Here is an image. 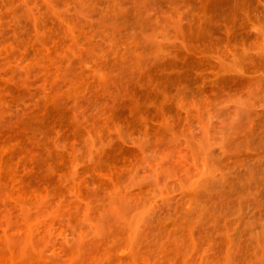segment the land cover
Masks as SVG:
<instances>
[{
	"label": "rangeland",
	"instance_id": "374dc122",
	"mask_svg": "<svg viewBox=\"0 0 264 264\" xmlns=\"http://www.w3.org/2000/svg\"><path fill=\"white\" fill-rule=\"evenodd\" d=\"M0 264H264V0H0Z\"/></svg>",
	"mask_w": 264,
	"mask_h": 264
}]
</instances>
